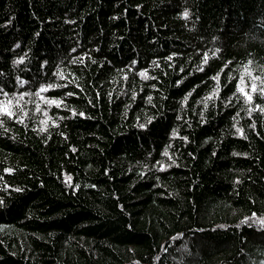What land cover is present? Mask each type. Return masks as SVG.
Instances as JSON below:
<instances>
[{
    "label": "trees",
    "instance_id": "obj_1",
    "mask_svg": "<svg viewBox=\"0 0 264 264\" xmlns=\"http://www.w3.org/2000/svg\"><path fill=\"white\" fill-rule=\"evenodd\" d=\"M0 264H264V0H0Z\"/></svg>",
    "mask_w": 264,
    "mask_h": 264
},
{
    "label": "bare ground",
    "instance_id": "obj_2",
    "mask_svg": "<svg viewBox=\"0 0 264 264\" xmlns=\"http://www.w3.org/2000/svg\"><path fill=\"white\" fill-rule=\"evenodd\" d=\"M256 242V241H255ZM254 244V243H253Z\"/></svg>",
    "mask_w": 264,
    "mask_h": 264
}]
</instances>
